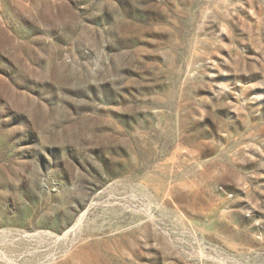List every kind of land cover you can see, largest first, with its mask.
Listing matches in <instances>:
<instances>
[{
	"label": "rangeland",
	"instance_id": "1",
	"mask_svg": "<svg viewBox=\"0 0 264 264\" xmlns=\"http://www.w3.org/2000/svg\"><path fill=\"white\" fill-rule=\"evenodd\" d=\"M0 264H264V0H0Z\"/></svg>",
	"mask_w": 264,
	"mask_h": 264
}]
</instances>
